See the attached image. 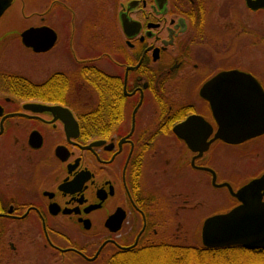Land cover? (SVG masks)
Segmentation results:
<instances>
[{
    "label": "flooded vegetation",
    "instance_id": "1",
    "mask_svg": "<svg viewBox=\"0 0 264 264\" xmlns=\"http://www.w3.org/2000/svg\"><path fill=\"white\" fill-rule=\"evenodd\" d=\"M86 1L38 7L33 24L57 35L45 51L23 43L25 29H0V61L17 43L49 62L38 84L58 74L55 91L34 96L20 83L29 76L0 63V264H105L170 237L185 207L170 188L188 167L219 175L221 145H243L249 164L264 154V132L198 156L175 130L200 115L213 138L203 88L222 70L249 74L228 93L254 92L264 110V0Z\"/></svg>",
    "mask_w": 264,
    "mask_h": 264
},
{
    "label": "water",
    "instance_id": "2",
    "mask_svg": "<svg viewBox=\"0 0 264 264\" xmlns=\"http://www.w3.org/2000/svg\"><path fill=\"white\" fill-rule=\"evenodd\" d=\"M16 2L17 0H0V20ZM23 29V43L35 51L48 50L56 41V32L49 25H30ZM245 75L249 74L237 69L222 70L204 86L203 91L210 100L219 124L211 140H207V137L212 134V127L200 115H191L175 127L177 133L186 139L188 147L198 151V156L207 152L211 142L216 139L236 144L264 132V110L259 111L257 103L261 100L260 95L251 92L246 96V92L241 89L235 90L231 95L228 93V83L233 81L231 78L235 83L242 84L246 82ZM66 109L70 112L69 108ZM196 124L199 125L197 130L194 129ZM199 136L201 142L196 143L193 139ZM201 168L212 174V183L216 187L226 188L239 203L227 211L205 218L201 229L202 241L199 244L204 247L241 245L248 249L264 248V173L235 189L231 182L219 181L213 168ZM142 232L143 229L140 234ZM137 241L138 239L135 243Z\"/></svg>",
    "mask_w": 264,
    "mask_h": 264
},
{
    "label": "rangeland",
    "instance_id": "3",
    "mask_svg": "<svg viewBox=\"0 0 264 264\" xmlns=\"http://www.w3.org/2000/svg\"><path fill=\"white\" fill-rule=\"evenodd\" d=\"M50 2L51 0H17L0 20V28L22 29L28 23L37 21V15L33 14V12L38 11V7L40 10H43ZM75 4L76 6H81V10L88 5L86 0H75ZM47 21H49V23L52 22L51 14ZM59 27L62 29L61 26ZM20 46L22 45L17 43H15V46L11 45L3 55V59L0 63L6 60L13 66V69L19 68V72L29 76L33 82L38 83L39 79H42L48 74H45L44 68L48 67L49 62H47L45 57L28 54L25 50H17ZM38 61L40 62L39 64ZM215 150V155L223 160L217 164L219 167L218 179H230L233 186H236L237 182L241 179L243 180L240 181V184L246 182L251 175H254L264 167V154L262 153L261 157L257 158L258 160L256 163L249 164L245 159L246 156L244 154L246 153L243 152V145H221ZM210 152L211 151H209V153ZM188 154L191 155L189 150ZM230 154L232 157H230ZM231 160L235 163V169L233 172L234 174L229 173L228 175V168L230 170V165H233ZM180 180L181 181H179L176 186H171L170 192L175 196L180 195L181 200H184L185 207L180 211L181 215L183 214V220L181 219V222L179 221L178 223L177 221L173 223L171 220V230H174V233L172 232L170 237H159V239L162 238L178 243H201V229L205 218L214 212L226 211L227 208L232 205V202L236 201L233 198L231 199L232 201L229 199L231 197L224 187H216L211 182L210 175L205 169L197 170L188 167L185 173L181 175ZM175 234L177 236H175ZM240 262L243 264L248 261L244 258ZM248 264L264 263L251 261Z\"/></svg>",
    "mask_w": 264,
    "mask_h": 264
},
{
    "label": "trees",
    "instance_id": "4",
    "mask_svg": "<svg viewBox=\"0 0 264 264\" xmlns=\"http://www.w3.org/2000/svg\"><path fill=\"white\" fill-rule=\"evenodd\" d=\"M57 75L54 73L42 84L21 77L20 83L24 91L38 96L41 86L45 87L43 89L55 91L52 81ZM244 258L248 262H242L243 264L251 261L264 263V248L247 249L241 245L204 247L195 243H178L159 238L147 241L143 237L135 248L117 252L105 264H241L240 261Z\"/></svg>",
    "mask_w": 264,
    "mask_h": 264
}]
</instances>
